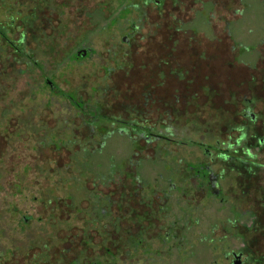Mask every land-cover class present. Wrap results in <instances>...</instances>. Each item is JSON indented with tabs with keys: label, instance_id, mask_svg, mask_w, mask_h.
Masks as SVG:
<instances>
[{
	"label": "rangeland",
	"instance_id": "obj_1",
	"mask_svg": "<svg viewBox=\"0 0 264 264\" xmlns=\"http://www.w3.org/2000/svg\"><path fill=\"white\" fill-rule=\"evenodd\" d=\"M0 24V264H232L264 216V0H0Z\"/></svg>",
	"mask_w": 264,
	"mask_h": 264
},
{
	"label": "flooded vegetation",
	"instance_id": "obj_2",
	"mask_svg": "<svg viewBox=\"0 0 264 264\" xmlns=\"http://www.w3.org/2000/svg\"><path fill=\"white\" fill-rule=\"evenodd\" d=\"M3 29V26L0 24V30ZM18 51V49H17ZM107 52L110 54V48L107 49ZM89 54H93V50L91 47H87L84 48L82 46V48H80L76 53L75 56L76 58L79 59H83L85 57H87ZM27 59L29 61H36V59H33L31 54H29L27 56ZM149 94H151V92H147ZM162 96V95H161ZM161 101L160 103H163V99L160 98ZM168 101V100H167ZM166 103H171L172 102H166ZM166 106V104H165ZM244 113L245 115H249L251 117L254 116L250 113V110L248 107H246L244 109ZM173 116H171L170 119L168 120H172ZM166 121L167 119H155V121L153 123H150L153 126H157V127H162L163 125H166ZM144 122V120H143ZM149 124V125H150ZM139 125V124H137ZM136 126V124H135ZM154 136L155 139H165V140H170V141H174L175 144L178 143H182V142H177L175 139L169 138L165 135H163L162 133L158 132V133H153L152 134ZM259 144H261V139L259 140ZM185 144V143H183ZM230 150H226V152H224L223 154H221L222 157H225V159H228L229 156V152ZM194 171V174L192 176V174H189V171ZM184 171H186L187 174L186 178H184L185 180H190L194 182V180H196V186L197 188H207L209 189V191L211 192L212 195L215 196H220L221 194V189L218 186L219 185V181L223 179V175H215L212 171L209 165H204V164H200L197 167L191 165V167H189L187 169V167L184 168ZM182 179V177H181ZM194 184V183H193ZM174 189L179 193V190H177L176 185H173ZM137 196V195H136ZM144 196L145 193H144ZM177 199V198H176ZM241 217V215H237V224H235L236 226V239H237V247L234 251L226 250V254L227 256H225V259L228 260L229 257H233V262L232 264H264V216L262 215H258V214H252L251 215V221L249 222V224H247L246 222H242L239 218ZM224 248H220V250ZM226 249V248H225Z\"/></svg>",
	"mask_w": 264,
	"mask_h": 264
},
{
	"label": "trees",
	"instance_id": "obj_3",
	"mask_svg": "<svg viewBox=\"0 0 264 264\" xmlns=\"http://www.w3.org/2000/svg\"><path fill=\"white\" fill-rule=\"evenodd\" d=\"M19 46V45H18ZM17 49H18V47H17ZM19 50V49H18ZM31 54V53H30ZM25 56H28V55H25ZM75 99H71V101L72 102H75L74 101ZM76 104V103H75ZM96 111V110H95ZM95 111H84L83 113H84V115H85V117L88 119V120H93V119H99V115H96V112ZM87 120V121H88ZM86 120H85V122H87ZM144 126L145 125H143V124H139V125H136V126H134L135 128H138V129H143L144 128ZM91 127H93V126H91ZM102 200V199H101ZM100 200V201H101ZM100 201H99V203H100ZM103 201V200H102ZM111 203V202H110ZM141 203V202H140ZM104 212L105 211H103V210H101V212H100V214L99 215H103L104 214ZM128 213V212H127ZM128 216H129V213H128ZM118 219H121L120 218V216H118L117 217ZM139 219V217L138 216H135L134 218H133V220H132V222H136L137 220ZM107 223H109V222H107ZM108 226V225H107ZM113 230H110V238H111V236H112V234H111V231H114L115 229H117V227H116V224L115 225H113ZM115 232H117V231H115ZM126 234H127V232H126ZM119 237V240L122 242V249H123V251L125 250V247H124V245L126 246H128L129 245V243L131 242V239H128V238H124V237H121V236H118ZM119 251H121V250H119ZM125 253V252H124ZM125 255H127L128 256V254H125ZM128 258H129V256H128ZM130 259V258H129ZM132 259H130V261H131ZM111 264H113V261H111Z\"/></svg>",
	"mask_w": 264,
	"mask_h": 264
}]
</instances>
